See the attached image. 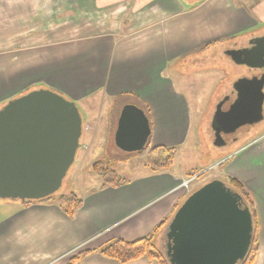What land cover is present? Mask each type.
I'll list each match as a JSON object with an SVG mask.
<instances>
[{"label": "crops", "instance_id": "1", "mask_svg": "<svg viewBox=\"0 0 264 264\" xmlns=\"http://www.w3.org/2000/svg\"><path fill=\"white\" fill-rule=\"evenodd\" d=\"M260 23L264 0H0V104L35 83L75 100L123 99L110 115L113 138L120 110L130 103L149 109L151 146L181 149L194 88L177 80L176 62L221 45L223 54L239 48L241 36ZM86 109L90 126L102 125V113ZM175 160L119 187L99 185L81 196L71 218L54 204L4 202L0 264H67L81 251L90 253L78 264H120L97 250L150 234L205 182L181 186L191 172ZM222 172L253 202L259 238L253 264H264V135L233 151ZM125 264L158 263L142 257Z\"/></svg>", "mask_w": 264, "mask_h": 264}, {"label": "water", "instance_id": "2", "mask_svg": "<svg viewBox=\"0 0 264 264\" xmlns=\"http://www.w3.org/2000/svg\"><path fill=\"white\" fill-rule=\"evenodd\" d=\"M249 44L225 54L236 64L264 69V34ZM263 87L264 72L239 79L236 100L213 117L216 134L261 120ZM150 132L142 108L122 106L114 131L117 148L141 151ZM81 134L75 102L57 92L42 88L8 100L0 107V198L24 202L54 194L75 160ZM252 233L249 208L239 194L215 179L175 210L163 230L164 254L169 264H237L248 252Z\"/></svg>", "mask_w": 264, "mask_h": 264}, {"label": "rangeland", "instance_id": "3", "mask_svg": "<svg viewBox=\"0 0 264 264\" xmlns=\"http://www.w3.org/2000/svg\"><path fill=\"white\" fill-rule=\"evenodd\" d=\"M183 1L188 3V0ZM262 34H264V23H260L255 28L245 32L241 36V41L235 44V47L246 45L252 39L250 35L252 37V35L259 36ZM222 50L221 45L219 49L206 51L204 56L199 59H195L192 55L187 59L176 62L181 75L176 74L175 77H177V80L187 82L186 85L192 83L194 89L190 102L192 116L188 139L184 147L181 149L178 146L176 147L178 151L175 161L185 166L191 173H196V176L200 175L197 180H201V182L223 178L225 174L222 171L225 170L229 155L249 140L264 135V100L261 120L245 124L230 132L220 131L219 134H216V131H214L212 117L217 105L222 104L221 109H228L233 99L234 84L240 78H251L250 76L253 74V71H250L247 66L234 64L223 54ZM200 77L204 79L199 80ZM194 81L196 82L194 83ZM47 87L45 84H32L22 92L5 100L2 105L0 104V107L8 100L22 96L32 90L43 88L57 92ZM57 93L75 102L82 118V134L75 160L69 167L60 188L53 194L55 197L68 193H74L81 197L98 188L102 183V178L92 171L91 166L93 162L98 160L102 161L107 168L117 171L125 178L146 171L147 167L145 166L143 154L122 151L114 144L110 115L118 112L119 102L123 99L114 100L93 95L88 101L87 99L75 100L67 94ZM227 95L229 99L223 102L224 97ZM86 107L92 109L96 115L98 111L102 113V116H104L103 122H101L102 125L90 126L89 120L92 117L86 112ZM221 162L224 163L221 164ZM4 202L19 203L18 200L0 198V206L7 204ZM0 212L2 213L3 210L0 209ZM156 244L162 251L165 250L164 240L161 243L156 242Z\"/></svg>", "mask_w": 264, "mask_h": 264}, {"label": "trees", "instance_id": "4", "mask_svg": "<svg viewBox=\"0 0 264 264\" xmlns=\"http://www.w3.org/2000/svg\"><path fill=\"white\" fill-rule=\"evenodd\" d=\"M209 44L210 43L206 44V46ZM142 109L149 120V125L151 126L149 109L146 106H143ZM136 153L144 155L145 166L150 172H157L168 168L174 162L177 155V148L176 146H151L148 140L145 147ZM223 163L224 162H221V164ZM91 166L92 171L102 178V183L100 184L101 189L106 187H119L127 182L126 178L121 176L117 171L107 168L102 161H95ZM187 175L190 176L192 174L189 173ZM222 180L229 188L239 194L242 205L247 206L251 213L253 224L251 243L246 256L237 264H253L259 250L257 221L253 202L242 184L237 179L229 175H225ZM29 203L54 204L67 217L71 218L81 207L83 200L74 193H68L57 197L52 194L40 200L24 202V204ZM166 223L167 220L165 219L160 222L150 234L135 241L127 242L121 239H113L102 245L97 252L102 256L113 259L120 264L129 263L142 257L155 260L158 264H169L164 251H162L156 244L157 237L162 234V230ZM89 253L90 251L78 252L68 260L67 264H78Z\"/></svg>", "mask_w": 264, "mask_h": 264}, {"label": "flooded vegetation", "instance_id": "5", "mask_svg": "<svg viewBox=\"0 0 264 264\" xmlns=\"http://www.w3.org/2000/svg\"><path fill=\"white\" fill-rule=\"evenodd\" d=\"M248 46H250V44H249V42L246 44V45H243V46H241V47H248ZM240 48V47H239ZM248 69L250 70V71H253V74L250 76V77H259V76H261V74L264 72V69H252V68H249L248 67ZM263 90H264V87H263ZM264 92V91H263ZM236 98H237V90L235 89V84H234V90H233V99H232V102H234L235 100H236ZM229 98H228V96H226L225 98H224V101L223 102H226L227 100H228ZM220 107H222V104H220ZM223 125V124H222ZM242 126H244V125H242ZM215 131V130H214Z\"/></svg>", "mask_w": 264, "mask_h": 264}, {"label": "built area", "instance_id": "6", "mask_svg": "<svg viewBox=\"0 0 264 264\" xmlns=\"http://www.w3.org/2000/svg\"><path fill=\"white\" fill-rule=\"evenodd\" d=\"M192 180H193V178L183 180L182 186H187L189 184V182H191Z\"/></svg>", "mask_w": 264, "mask_h": 264}]
</instances>
